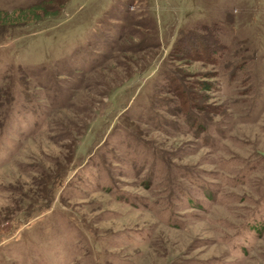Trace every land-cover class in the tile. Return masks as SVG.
Here are the masks:
<instances>
[{"label":"rangeland","instance_id":"obj_1","mask_svg":"<svg viewBox=\"0 0 264 264\" xmlns=\"http://www.w3.org/2000/svg\"><path fill=\"white\" fill-rule=\"evenodd\" d=\"M0 264H264V0H0Z\"/></svg>","mask_w":264,"mask_h":264},{"label":"trees","instance_id":"obj_2","mask_svg":"<svg viewBox=\"0 0 264 264\" xmlns=\"http://www.w3.org/2000/svg\"><path fill=\"white\" fill-rule=\"evenodd\" d=\"M40 9V6L38 5H33V6H30L29 8L27 9H24V10H21L20 12V15H23V14H27V15H36L37 12H39L38 10ZM42 12V10H41Z\"/></svg>","mask_w":264,"mask_h":264}]
</instances>
